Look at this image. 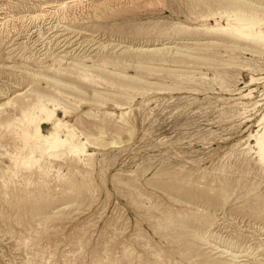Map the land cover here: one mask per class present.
<instances>
[{
    "label": "rangeland",
    "instance_id": "1",
    "mask_svg": "<svg viewBox=\"0 0 264 264\" xmlns=\"http://www.w3.org/2000/svg\"><path fill=\"white\" fill-rule=\"evenodd\" d=\"M214 7L0 0V264H264V45ZM37 95L85 153L13 162Z\"/></svg>",
    "mask_w": 264,
    "mask_h": 264
},
{
    "label": "bare ground",
    "instance_id": "2",
    "mask_svg": "<svg viewBox=\"0 0 264 264\" xmlns=\"http://www.w3.org/2000/svg\"><path fill=\"white\" fill-rule=\"evenodd\" d=\"M206 1L207 3L214 4L215 7L212 10L208 11L205 16H215L216 14H219L220 17L224 15L226 19L225 25H221L219 22H216L215 25L213 26L204 27L205 31L207 32H216L219 34L223 33V37L217 36L214 42L217 43H219V41L231 42L232 44L241 45L244 43L240 41H243V39L248 40L250 38V40H252L250 44L251 48L254 49L256 47V45L254 44L264 45V0H212V2L214 3H212L211 1L208 2V0ZM227 5L229 7L230 6L232 7V10L230 12L229 10H218L219 8L227 9ZM65 10H66V6H65ZM248 44H245L246 47H248L247 46ZM146 49H149L151 51L154 50L160 51L161 48L157 47V48H146ZM47 102H51L54 105V100L52 98H48ZM47 102H44V100L41 98V95H37L35 101L30 103L28 106H26L22 111L24 116L23 119L25 120V122L21 126L15 127V129L13 130L15 135L21 141L19 150L16 151L15 149L16 152L14 154L12 153L13 154L12 160L16 165L17 164H23L26 166L32 165L33 163L38 162V158H40V156L55 158L59 156V153L52 152V149L58 148L59 146L64 144L68 145L66 151L70 154L74 152L75 155H78L80 153L86 152V144H85L86 141H79V142L74 141L76 137V133L74 132L72 127H70L66 121H63L61 120V118L57 117L55 106L49 107L47 105ZM59 106L60 105L58 104V107ZM62 109L63 112H66L65 107H63ZM122 114H124V112H122L120 115ZM48 120L52 122L51 128L48 130L47 133H41L42 131L41 123L43 121H48ZM6 123H8V121ZM62 128H64L65 130V134L63 137L60 135ZM254 137L256 141V146H257L256 148H257L259 160L262 166L264 167V133H262L261 135H255ZM35 142L41 144L40 154L38 158L31 156L33 152L32 145ZM24 149H27L30 155H28V153L26 152L24 153L23 152ZM9 154L11 155L10 152ZM38 167H40V164H38ZM20 168L21 167H19V169ZM48 172H50V170H48ZM15 173H14V177L16 175ZM56 173H58V171ZM47 183L48 181L45 180L43 181V184L45 186L47 185ZM197 197L199 198V196ZM195 234H197V232H195ZM219 264H228V262L226 263L220 262Z\"/></svg>",
    "mask_w": 264,
    "mask_h": 264
}]
</instances>
